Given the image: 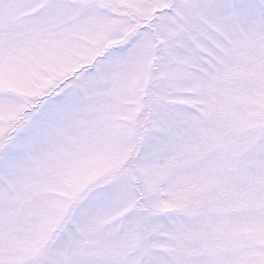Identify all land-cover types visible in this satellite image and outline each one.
I'll return each instance as SVG.
<instances>
[{"label":"snow or ice","instance_id":"1","mask_svg":"<svg viewBox=\"0 0 264 264\" xmlns=\"http://www.w3.org/2000/svg\"><path fill=\"white\" fill-rule=\"evenodd\" d=\"M0 264H264V0H0Z\"/></svg>","mask_w":264,"mask_h":264}]
</instances>
